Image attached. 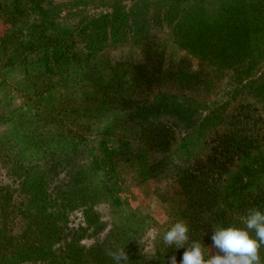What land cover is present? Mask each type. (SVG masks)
Returning <instances> with one entry per match:
<instances>
[{
  "label": "rangeland",
  "instance_id": "obj_1",
  "mask_svg": "<svg viewBox=\"0 0 264 264\" xmlns=\"http://www.w3.org/2000/svg\"><path fill=\"white\" fill-rule=\"evenodd\" d=\"M0 51V93L18 95L0 119V264L55 263L35 246L92 264L90 246H124L114 233L125 226L137 243L127 254L141 255L130 264H153L169 219L157 193L227 130L254 143L232 188L264 186V0H0ZM55 55L62 70L50 73ZM98 84L150 101L135 116L94 110ZM145 118L170 125L156 177L161 152L143 142Z\"/></svg>",
  "mask_w": 264,
  "mask_h": 264
},
{
  "label": "trees",
  "instance_id": "obj_2",
  "mask_svg": "<svg viewBox=\"0 0 264 264\" xmlns=\"http://www.w3.org/2000/svg\"><path fill=\"white\" fill-rule=\"evenodd\" d=\"M56 44L59 41L54 40ZM5 48L6 46L3 45ZM1 52V51H0ZM56 56V55H55ZM54 63H49L45 65L48 67V72L53 73L54 69L62 70L60 59L56 56ZM213 71H206V76H209ZM160 81V72L157 74L149 75L148 77L144 76L143 86L149 87L151 82ZM123 79L117 83L118 87L121 88ZM111 86L115 84L111 83ZM127 88L132 91L134 85L126 84ZM98 91H100L102 85L98 84ZM137 87V86H135ZM109 86L106 87V89ZM125 88V86H124ZM0 89L4 90V86L0 84ZM138 89V88H137ZM3 91L0 93L1 100V109H0V119L5 117L3 112L5 109L8 110L9 107L8 101H15L18 95L11 94L10 92ZM102 94L94 95V97L89 98V101L93 104V109H106L111 107L113 104H118L126 108L131 113L138 112L145 104L150 100L148 97H144V101L141 100L140 95L144 93L142 90L134 92L133 98H128L125 95L116 93L114 90L107 89L105 94L104 90L101 89ZM136 92V93H135ZM159 95L155 98H159ZM138 100V103L134 101ZM149 100V101H148ZM160 106L162 103L159 104ZM165 110L161 109V113H164ZM6 113V112H5ZM243 113V112H242ZM240 111L237 113V116L233 117V121H237L236 117L241 115ZM159 111L157 112V115ZM131 116H135L134 113ZM232 116L230 117L231 120ZM148 122V127L143 128L145 131L143 134V142L152 149V146L161 152V162L156 164L152 170L148 171L149 177H156L160 175L161 164L167 163V146L164 143V139L170 131V125L157 122V125H154L149 122L147 118L144 119ZM156 120V117L154 118ZM88 129L85 130L87 132ZM246 130V128H243ZM249 131V130H246ZM246 133V132H245ZM139 137H137L138 139ZM253 136L251 134H238L236 131L227 130L221 135L218 139L217 144L209 148V152L204 155V158L196 155L193 161H189L185 157L184 166L172 168L168 178L174 183L172 186H167L164 190L161 191V195L157 193L159 199L169 205L166 209L169 215V219L166 223V227H170L171 224L177 220L183 219L189 225V243L193 240H201L203 246L211 245L210 236L212 234V226H243L244 218L247 214V211L250 208L258 207L262 212H264V186H259L257 189L250 188L248 184L240 187L238 190L232 188V182L235 176L239 175V172L233 171V168L237 166L238 161L250 158L252 154V149L254 148ZM216 141V140H215ZM29 147H25L24 150ZM6 149V145H5ZM4 149L3 161L8 158L7 152ZM85 149L80 150L77 153L78 159L81 160L84 157ZM126 154V153H124ZM29 155V153H26ZM1 157V156H0ZM1 160V159H0ZM189 161V162H188ZM52 171V170H51ZM137 182V181H136ZM231 187L233 192L228 190V187ZM42 191V189H40ZM72 190V189H71ZM7 191V190H6ZM64 193V192H63ZM66 194V193H64ZM166 212V211H165ZM207 214L208 218L203 215ZM87 217V222H92L89 214H85ZM135 230L124 227L116 229L114 236L116 241H124L125 251L128 252L131 247H137ZM109 239L106 238V245L96 244L91 245L90 248L85 252L88 253L89 257H92V264H113L112 259L107 254L110 250H113L117 247L109 245ZM157 259L151 261L153 264H159L160 262H167L171 255H176L177 262L179 263L183 251L187 247L185 245L182 248L177 249L175 246L168 248L161 240L157 243ZM45 249V248H44ZM33 250L38 252L35 254L37 256H47L49 260L45 259L48 263L54 264L65 263L63 260V255L61 254H47L48 251L41 252L42 249L40 246H35ZM135 251V249H134ZM33 253V252H32ZM31 254V253H30ZM261 256L262 264H264V246L259 250ZM33 257V255L31 254ZM59 256V257H58ZM135 251L133 254L128 255L129 264L132 261H137L140 257Z\"/></svg>",
  "mask_w": 264,
  "mask_h": 264
},
{
  "label": "clouds",
  "instance_id": "obj_3",
  "mask_svg": "<svg viewBox=\"0 0 264 264\" xmlns=\"http://www.w3.org/2000/svg\"><path fill=\"white\" fill-rule=\"evenodd\" d=\"M189 225L177 220L168 227L162 242L177 249L187 245L179 264H262L259 250L264 246V212L258 207L250 208L243 221V226H212L210 236L214 254L205 255L201 240L189 243ZM113 264H129L125 247H117L107 253ZM168 264H178L176 255H171Z\"/></svg>",
  "mask_w": 264,
  "mask_h": 264
}]
</instances>
